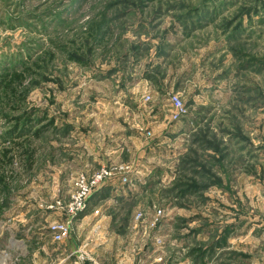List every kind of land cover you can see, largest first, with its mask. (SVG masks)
<instances>
[{
	"label": "rangeland",
	"instance_id": "374dc122",
	"mask_svg": "<svg viewBox=\"0 0 264 264\" xmlns=\"http://www.w3.org/2000/svg\"><path fill=\"white\" fill-rule=\"evenodd\" d=\"M0 264H264V0H0Z\"/></svg>",
	"mask_w": 264,
	"mask_h": 264
},
{
	"label": "built area",
	"instance_id": "2783aa9c",
	"mask_svg": "<svg viewBox=\"0 0 264 264\" xmlns=\"http://www.w3.org/2000/svg\"><path fill=\"white\" fill-rule=\"evenodd\" d=\"M170 102L172 109H170V116L173 121L180 120V117L186 113V107L180 96L173 94L170 96ZM130 170L127 165L117 166L114 164H104L93 172L81 171L76 175L73 184V190L70 194V198L63 205L60 206L67 219L59 220L52 225V233L54 239L62 241L72 236L73 231V219H77V216L82 213L88 206L91 195L104 185L108 181L118 177L122 182H128ZM81 259H85L88 256L87 253L83 254Z\"/></svg>",
	"mask_w": 264,
	"mask_h": 264
}]
</instances>
